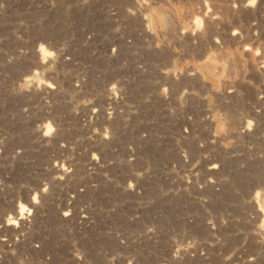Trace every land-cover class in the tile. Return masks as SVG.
<instances>
[{"label":"rangeland","instance_id":"obj_1","mask_svg":"<svg viewBox=\"0 0 264 264\" xmlns=\"http://www.w3.org/2000/svg\"><path fill=\"white\" fill-rule=\"evenodd\" d=\"M0 264H264V0H0Z\"/></svg>","mask_w":264,"mask_h":264},{"label":"bare ground","instance_id":"obj_2","mask_svg":"<svg viewBox=\"0 0 264 264\" xmlns=\"http://www.w3.org/2000/svg\"><path fill=\"white\" fill-rule=\"evenodd\" d=\"M127 1H128V0H127ZM196 2H197V1H196ZM241 2H242V1H241ZM198 3H199V2H198ZM200 3H201V2H200ZM200 3H199V4H200ZM204 3H205V2H204ZM236 3H237V1H236ZM126 4H127V3H126ZM218 4H219V3H218ZM205 5H206V4H205ZM205 5H204V6H205ZM214 5H215V4H214ZM216 5H217V3H216ZM216 5H215V6H216ZM229 5H230V4H229ZM237 5H238V4H237ZM199 6H200V5H199ZM202 6H203V5H202ZM202 6H201V7H202ZM215 6H214V8H215ZM219 6H221V4H220ZM219 6H218V7H219ZM222 6H223V5H222ZM222 6H221V7H222ZM224 6H225V5H224ZM238 6H239V5H238ZM245 6H246V5H245ZM194 7H195V6H194ZM194 7H193V8H194ZM216 7H217V6H216ZM221 7H220V8H221ZM226 7H227V8H226ZM239 7H241V6H239ZM246 7H247V6H246ZM195 8H196V7H195ZM195 8H194V10H195ZM208 8H209V7H208ZM223 8L228 9V6H225V7H223ZM201 9H202V8H201ZM226 9H224V11H226ZM237 9H238V8H237ZM141 10H142V9H141ZM240 10H241V9H240ZM259 10H260V9H259ZM221 11H223V10H221ZM233 11H234V10H233ZM238 11H239V10H238ZM216 12H218V11H216ZM245 12H246V11H245ZM253 12H254V11H253ZM198 13H199V12H198ZM218 13H219V12H218ZM231 13H232V15H233V16H232V15L230 14V15H231V18H232V17H234V14H233V12H231ZM129 14H130V13H129ZM211 14H212V12H211ZM135 15H136V14H135ZM238 15H239V14H238ZM225 16H226V15H225ZM225 16H224V17H225ZM235 16H236V13H235ZM241 17H242V16H241ZM250 17H251V16H250ZM253 17H254V16H253ZM257 17H258V16H257ZM204 18H205V17H204ZM166 19H167V18H166ZM168 19H170V18H168ZM202 19H203V18H202ZM205 19H206V18H205ZM224 19H225V18H224ZM232 19H233V18H232ZM235 19H236V18H235ZM206 20H207V21H205V22H208V21H209V19H206ZM214 20H216V18H215ZM222 20H223V19H222ZM233 20H234V19H233ZM233 20H232V22H233ZM244 20H245V19H244ZM174 21H175V20H174ZM217 21H218V20H217ZM220 21H221V20H220ZM234 21H235V20H234ZM166 22H167V21H166ZM169 22H171V21H169ZM205 22H204V24H205ZM213 22H215V21L212 20L211 23H213ZM232 22H231V23H232ZM172 23H173V22H172ZM209 23H210V21H209ZM216 23H217V22H216ZM223 24H224V23H223ZM244 24H245V23H244ZM207 25H209V24H207ZM255 25H258V24L255 23ZM261 25H262V24H261ZM225 26H226V25H225ZM241 26H242V25H241ZM208 27H209V26H208ZM209 28H210V30H211V25H210ZM209 28H208V29H209ZM212 28H213V26H212ZM221 28H223V27H221ZM248 28H249V27H248ZM212 30H213V29H212ZM213 31H214V30H213ZM224 31H225V30H224ZM209 32H210V31H209ZM219 32H220V31H219ZM232 32H233V30L231 31V33H232ZM234 32H236V30H235ZM234 32L232 33V35H234ZM225 33H226V32H225ZM229 33H230V32H229ZM227 34H228V33H227ZM237 34H238V33H237ZM230 35H231V34H230ZM169 37H170V36H169ZM233 37H234V36H233ZM175 38H177V37H175ZM225 38H226V37H225ZM228 38H231V37H228ZM228 38H227V40H228ZM234 38H236V37H234ZM247 38H248V37H247ZM183 39H184V38H183ZM222 39H223V38H222ZM244 39H245V38H244ZM248 39H249V38H248ZM175 40H176V39H175ZM229 40H230V39H229ZM212 41H213V40H212ZM229 42H230V41H229ZM245 49H246V48H245ZM40 51H41V50H40ZM218 53H219V52H218ZM242 61H243V60H242ZM32 63H33V62H32ZM36 63H37V62H36ZM239 65H240V64H239ZM36 67H37V66H36ZM37 69H38V68H37ZM175 75H176V74H175ZM186 81H187V80H186ZM237 81H238V80H237ZM47 84H48V83H47ZM234 124H235V123H234ZM239 126H240V125H239ZM244 133H245V132H244ZM58 172H60V171L58 170ZM22 206H23V205H22ZM24 207H25V206H24ZM25 208H26V207H25ZM23 209H24V208L20 207V209H19L20 215L22 214ZM27 210H28V209H27ZM29 211H30V210H29ZM262 213H263V211H262ZM13 223H14V222H13ZM11 231H12V230H11ZM13 232H14V231H13ZM15 232H16V231H15ZM15 232H14V233H15Z\"/></svg>","mask_w":264,"mask_h":264}]
</instances>
